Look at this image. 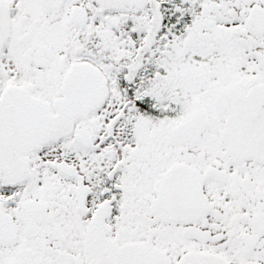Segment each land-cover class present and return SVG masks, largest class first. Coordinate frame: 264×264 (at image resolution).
I'll use <instances>...</instances> for the list:
<instances>
[{"label": "snow or ice", "instance_id": "6c2138e0", "mask_svg": "<svg viewBox=\"0 0 264 264\" xmlns=\"http://www.w3.org/2000/svg\"><path fill=\"white\" fill-rule=\"evenodd\" d=\"M0 264H264V0H0Z\"/></svg>", "mask_w": 264, "mask_h": 264}]
</instances>
